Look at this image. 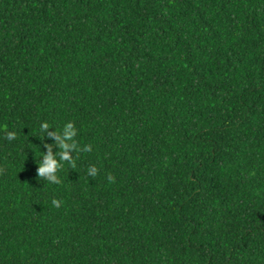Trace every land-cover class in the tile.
<instances>
[{
  "label": "trees",
  "instance_id": "16d2710c",
  "mask_svg": "<svg viewBox=\"0 0 264 264\" xmlns=\"http://www.w3.org/2000/svg\"><path fill=\"white\" fill-rule=\"evenodd\" d=\"M0 264H264V0H0Z\"/></svg>",
  "mask_w": 264,
  "mask_h": 264
},
{
  "label": "clouds",
  "instance_id": "9594fccd",
  "mask_svg": "<svg viewBox=\"0 0 264 264\" xmlns=\"http://www.w3.org/2000/svg\"><path fill=\"white\" fill-rule=\"evenodd\" d=\"M72 126L73 125L71 123H68L65 126V128L69 129ZM41 127L43 130H45L48 128V125L45 123V124H42ZM51 135L53 136V138L55 140L58 141V146L60 147V149H62V155L60 157V161H69L71 163L72 161H71V158L68 156L67 149L74 148V147L76 148V145L65 143L64 140L59 139V137L54 132L51 133ZM66 135H68L67 132H66ZM7 136H8V139H14L15 133L9 132V133H7ZM83 151H91V147L85 146ZM58 167H59V164H58L57 160L49 151L47 154L44 155L43 162L39 164L38 176L43 177L50 182L58 183L59 181L57 179V176L55 175V172H56ZM96 174H97V169L95 167H91L89 169V175L95 176ZM53 203H55L57 206H59L58 202L53 201Z\"/></svg>",
  "mask_w": 264,
  "mask_h": 264
}]
</instances>
